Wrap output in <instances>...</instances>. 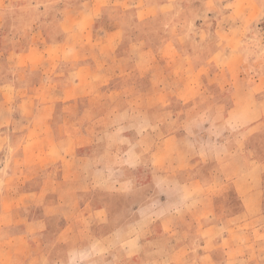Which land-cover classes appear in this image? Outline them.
Returning <instances> with one entry per match:
<instances>
[{
	"label": "crops",
	"instance_id": "obj_1",
	"mask_svg": "<svg viewBox=\"0 0 264 264\" xmlns=\"http://www.w3.org/2000/svg\"><path fill=\"white\" fill-rule=\"evenodd\" d=\"M45 4L28 32L0 12V239L65 263L264 264V26L242 8L213 26L223 0Z\"/></svg>",
	"mask_w": 264,
	"mask_h": 264
},
{
	"label": "rangeland",
	"instance_id": "obj_2",
	"mask_svg": "<svg viewBox=\"0 0 264 264\" xmlns=\"http://www.w3.org/2000/svg\"><path fill=\"white\" fill-rule=\"evenodd\" d=\"M47 0H31L30 3H28V0H0V12L3 13L5 16H13L18 15L19 20L17 23V27H21V29L29 31L30 27L34 28L38 24V20L45 15L48 17H55L58 15V6L57 5H49L45 4ZM242 1V2H241ZM264 0H240L237 3H233L229 5L227 0H223V8L213 13V26L217 25V17L222 14L226 15V17H223V28L227 26L226 28H229L231 23L236 20L235 14L232 16H227V11H231V9H237L242 8V16L244 15V23L243 30L245 32L249 31H258L263 28L264 23L260 20L258 21H252L251 22V13L258 8V4L262 3ZM238 10V9H237ZM240 13V12H239ZM210 23V22H209ZM150 40H154L153 37H150ZM26 36L24 38V43L26 41ZM203 56L199 55V59H202ZM204 88V86H202ZM223 88L225 87H219L217 90H214L216 94H220L222 91L223 94ZM208 93L205 94V96L209 95V93L212 94L213 87H207ZM209 104V103H207ZM212 110H222L223 105H218V107H215V102H211ZM128 105V104H127ZM130 105H133V107H136V105H139L138 102L131 103ZM188 106V104L186 105ZM190 106V105H189ZM109 108V104L103 105V109ZM185 109V107L182 105L181 110ZM7 141V140H5ZM202 142V141H201ZM204 143H207L208 141H203ZM101 147V146H100ZM5 152H8L6 150ZM218 154L222 155L220 151H218ZM139 200V198H136ZM118 201L119 199H114ZM172 203H169L167 206H171ZM58 222H56L57 224ZM5 233H12V231H4ZM9 233V234H10ZM34 235H19L18 241H9L7 239L1 240L0 239V264H79V260L76 262L73 261L71 263H65L61 261L54 260H48L47 256L43 254V247H42V240L39 241L40 243L32 241V237ZM32 245H35L33 247ZM89 257V256H88ZM83 264V263H81ZM85 264V263H84ZM87 264H97L95 262H89Z\"/></svg>",
	"mask_w": 264,
	"mask_h": 264
}]
</instances>
